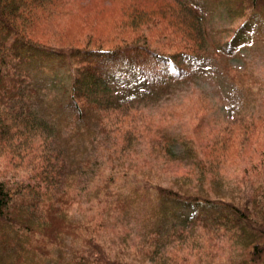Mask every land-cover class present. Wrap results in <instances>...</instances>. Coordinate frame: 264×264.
I'll use <instances>...</instances> for the list:
<instances>
[{
  "label": "trees",
  "instance_id": "trees-1",
  "mask_svg": "<svg viewBox=\"0 0 264 264\" xmlns=\"http://www.w3.org/2000/svg\"><path fill=\"white\" fill-rule=\"evenodd\" d=\"M83 1L0 0V160L30 173L0 174V264H264V189L156 183L151 160L198 153L148 141L149 106L201 77L192 60L239 83L229 63L264 41V0H100L127 5L116 19ZM216 9L232 28L210 26Z\"/></svg>",
  "mask_w": 264,
  "mask_h": 264
},
{
  "label": "rangeland",
  "instance_id": "rangeland-1",
  "mask_svg": "<svg viewBox=\"0 0 264 264\" xmlns=\"http://www.w3.org/2000/svg\"><path fill=\"white\" fill-rule=\"evenodd\" d=\"M88 2L89 0H84L82 4ZM107 4L109 6L102 10L103 3L100 0H93L88 7L99 8L102 10L101 16L104 14L114 19L120 18L127 10V5L121 6L116 2H107ZM209 17L208 23L215 31L220 32L221 29L234 26L221 10L216 9ZM66 18L73 20L72 24L77 22L73 15ZM239 23L240 21L235 25ZM105 34L103 39L108 41ZM84 35L82 33L79 37ZM231 35L232 33L223 39L228 40ZM63 37H69V35L65 34ZM241 53H243L242 56L230 60L228 68L233 78L235 77L239 83L232 81L217 64L216 66L206 64L203 59L201 61L190 60L193 65L199 64L202 70L201 77L191 85L183 86L182 90H178L170 99L157 106L147 107L155 117L153 122L156 126L148 136L151 144L152 138H160L166 134L173 138L178 137L176 151L188 149L185 147L188 145L189 149L194 148L198 153L197 159L193 162L168 160L167 158L151 160L152 165L157 164V172H154L156 183L169 185L170 180L179 175L190 177L193 182H199L204 175L207 178L206 187H204L213 194L214 192L210 190L212 188H209L213 177L221 180L224 186H228L225 188L227 193L243 191L246 194H254V190H257L259 194H263L264 41L253 42L250 48H241ZM244 72L248 73L249 77ZM236 84L241 88L242 84L246 86L243 91L247 96L244 102L242 101L243 94L237 90ZM250 86L252 91L248 89ZM240 106L246 107L243 113L236 115L237 113L232 109ZM145 158L143 156V159ZM245 169L249 171L245 172ZM0 174L25 179L30 175L29 166L28 164L21 165L19 162L9 165L1 159ZM248 185H254V190L251 191L246 187ZM76 209L77 207L73 209V212H76ZM208 258L211 264H219L227 258V255L220 258L211 256Z\"/></svg>",
  "mask_w": 264,
  "mask_h": 264
}]
</instances>
